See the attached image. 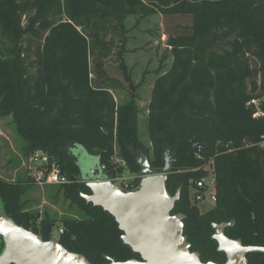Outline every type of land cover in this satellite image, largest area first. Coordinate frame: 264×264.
I'll return each mask as SVG.
<instances>
[{"label":"trees","instance_id":"trees-1","mask_svg":"<svg viewBox=\"0 0 264 264\" xmlns=\"http://www.w3.org/2000/svg\"><path fill=\"white\" fill-rule=\"evenodd\" d=\"M156 14L169 21L170 53L161 63L167 56L172 63L156 70L148 145L140 136L138 104L147 71L137 82L126 60L127 19ZM114 91L128 98L118 103ZM263 96L264 0H0V117L11 115L29 147L56 157L50 164L70 179L59 191L83 213L40 215L23 199L25 179L2 176L0 164L3 208L46 240L61 221L60 242L94 264L109 263L107 256L140 259L123 242L116 219L81 196L91 190L66 145L97 155L105 179L134 174L128 190L142 177L136 151L162 172L169 146L174 162L167 189L174 195L182 187L173 213L186 215L192 250L204 262L223 263L213 223L232 222L225 230L229 237L264 245V114L253 116L258 108L264 113V100L259 107L247 104ZM206 165L213 170L217 201L202 213L195 197L207 189L197 184ZM248 259L264 264V253H249Z\"/></svg>","mask_w":264,"mask_h":264},{"label":"water","instance_id":"water-1","mask_svg":"<svg viewBox=\"0 0 264 264\" xmlns=\"http://www.w3.org/2000/svg\"><path fill=\"white\" fill-rule=\"evenodd\" d=\"M196 148L201 149L199 145ZM136 154L143 167L137 188L125 190L119 183L103 178L99 164L85 180L91 192L81 194L88 204L102 207L116 219L123 242L141 256L128 260L107 256V264H248L249 253H264V245H246L241 238L229 237L225 230L232 222L213 223L212 238L217 241L218 250L225 253L226 261L204 262L184 234L186 215L173 213L182 187L174 195L167 189L174 162L170 147H166L162 172H154L142 150ZM0 237L4 242L0 264H94L83 253L69 250L59 238L46 240L16 222L6 213L1 200Z\"/></svg>","mask_w":264,"mask_h":264},{"label":"rangeland","instance_id":"rangeland-1","mask_svg":"<svg viewBox=\"0 0 264 264\" xmlns=\"http://www.w3.org/2000/svg\"><path fill=\"white\" fill-rule=\"evenodd\" d=\"M138 19L139 17L137 16H130L127 19V23L133 26ZM168 25V19L161 14L158 16L152 15L148 20L141 21V29H150V32H139L131 28V34L133 36H131L129 45H133L132 47H134L135 44L137 50L126 54V60L129 66L132 67L134 78L137 82L142 79L143 74L148 70V72H146V84L144 83L145 85L141 87L140 104L143 111L139 118L140 136L147 143H149V134L148 111L146 110H148V100L150 93L152 94L155 79L157 78L155 73H153V69L159 65V60H161L162 56L165 54V41L168 37L166 34L167 37H165V40H162V37L160 38L157 35V31L167 32ZM171 61L172 58H169L166 64L170 65ZM108 67L113 74H118L113 64H109ZM116 94L118 99L121 100L122 94ZM66 148L77 158L81 168V178L86 180V178L92 175V171L96 165L100 164L97 155H91L86 150H82L80 146L74 145L73 143H68ZM37 151L47 156L50 162L51 159L52 163L56 162V157L50 156L45 149L29 147L28 141L18 131L11 115L0 117V164L2 165V176L12 180L28 179V177H30L28 169L31 164V157L33 152ZM204 169L205 173L203 177H206L210 183L206 185L207 189L202 198L195 197L202 213L215 207L217 201L212 167L211 165H206ZM25 180L23 184L26 187V192L23 199H26L31 209L39 211L40 215L43 216L47 214L56 218H62L64 216L78 217L82 215V209L76 204H72L71 201L59 191L58 185L41 186L36 184L31 177ZM213 196H215V199ZM60 227H62V222L58 221V224L52 232L53 238H59L58 228Z\"/></svg>","mask_w":264,"mask_h":264},{"label":"built area","instance_id":"built-area-1","mask_svg":"<svg viewBox=\"0 0 264 264\" xmlns=\"http://www.w3.org/2000/svg\"><path fill=\"white\" fill-rule=\"evenodd\" d=\"M261 100H264V96L262 98H253L251 99L247 104L248 105H255L256 107H259V104ZM264 113L258 108L253 116L259 117L263 115ZM115 161L121 162L123 165H125V162L114 158ZM29 176L33 179V181L41 186L44 185H61L70 182V179L66 174H64L61 169L54 165L50 164V160L47 156L43 155L40 152L33 153L31 157V164L28 169ZM136 176L128 171H125L124 174L118 175L114 178H111L116 183H119L121 187L125 190H128L127 188L132 185V181L135 180ZM209 180L206 177H202L198 182V187H203L209 184ZM204 194H198L197 198H202ZM59 232L63 231V228H58ZM0 247H1V241H0Z\"/></svg>","mask_w":264,"mask_h":264},{"label":"crops","instance_id":"crops-1","mask_svg":"<svg viewBox=\"0 0 264 264\" xmlns=\"http://www.w3.org/2000/svg\"><path fill=\"white\" fill-rule=\"evenodd\" d=\"M156 15L158 16L159 14H156ZM150 17H152V16H149V17H147V18H145V19H140L139 21L137 20V21L134 23L133 26H130V25H129V27H130V28H134V30H138L139 32H142V31H143L144 33H148V32H150V29H146V30L141 29L140 23H141V21L148 20ZM154 17H155V16H154ZM166 34H167V32H165V31H157V35H158L160 38L162 37V40H165V37H167ZM129 35H130V38H129V41H128L127 46H128V48H129V52H128V53H131V52L136 51L137 48H136L135 44H134V47H132L133 45H132V46L129 45V42H131V36H133V35L131 34V30H130ZM137 38H139V37H137ZM137 46H138V45H137ZM165 46H166V50L164 51V52H165L164 55H167V54L170 53V47H169L168 44H167V40L165 41ZM164 55H163V56H164ZM163 56H162V58H163ZM162 58H161V60H162ZM169 58H171V56H167V57L165 58V60H163V61H164L163 63H161V60H159V65H158L155 69H153V70H154L153 73H155V75H156V70H157V68H158L159 66L163 65V71H165L166 69H168V68L171 66L172 61H171L170 65H167V64H166V62H167V60H168ZM127 62H128V61H127ZM128 64H129V63H128ZM147 72H148V70H147ZM156 77H157V75H156ZM145 84H146V83H145ZM145 84H144V85H145ZM151 87H152V84H151ZM151 87H150V89H151ZM116 93H118V94H122V99H121V100L118 99V96H117ZM114 96H115V98H116V100H117L118 103H120L122 100H125V99L128 98V97H127V94H126L125 92H122V91H119V92H118V91H117V92L114 91ZM150 98H151V93H150L149 100H150ZM140 100H141V89H140V99L138 100V104H139L140 108H142V106H141V104H140ZM149 100H148V101H149ZM148 104H149V102H148ZM142 111H143V108H142ZM146 111H148V110H146ZM148 145H150V142L148 143Z\"/></svg>","mask_w":264,"mask_h":264},{"label":"flooded vegetation","instance_id":"flooded-vegetation-1","mask_svg":"<svg viewBox=\"0 0 264 264\" xmlns=\"http://www.w3.org/2000/svg\"><path fill=\"white\" fill-rule=\"evenodd\" d=\"M77 159V158H76ZM94 170V169H93Z\"/></svg>","mask_w":264,"mask_h":264}]
</instances>
